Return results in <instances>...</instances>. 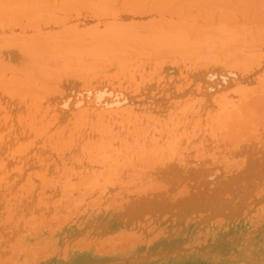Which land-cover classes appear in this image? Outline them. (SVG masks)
I'll list each match as a JSON object with an SVG mask.
<instances>
[{
  "label": "rangeland",
  "instance_id": "1",
  "mask_svg": "<svg viewBox=\"0 0 264 264\" xmlns=\"http://www.w3.org/2000/svg\"><path fill=\"white\" fill-rule=\"evenodd\" d=\"M54 1H30L53 18L37 38L32 8L0 0L1 141L45 132L32 158L0 156V264H264V25L107 34L100 4ZM140 110L151 140L128 150L117 123ZM73 125L86 162L60 175L48 136Z\"/></svg>",
  "mask_w": 264,
  "mask_h": 264
},
{
  "label": "bare ground",
  "instance_id": "2",
  "mask_svg": "<svg viewBox=\"0 0 264 264\" xmlns=\"http://www.w3.org/2000/svg\"><path fill=\"white\" fill-rule=\"evenodd\" d=\"M30 1L31 0H8V2H7L8 4H7L6 7L9 10V13L12 12L11 10H13V11L17 10L18 11V10L25 9V10H22V13H23V11H29L30 8H32V10H33V16L35 17L34 20H32L33 21L32 22V24H33V27L32 28H34L33 30L36 32V34H37L36 37L38 38L39 36H41V33H43L45 31V25L48 22L49 23L51 22V21H48V20L53 19L51 17L52 16L51 15V8L48 5L46 7L42 6V4L39 5V2L40 1L37 4H35L34 2H30ZM76 1L77 0H62V2L61 1L60 2L63 4V7H64V5L65 6L66 5L68 6L70 4H74L75 5V2ZM78 1H80V3H81L82 0H78ZM91 1H93V2L98 3V4L101 5V12H100L101 14L100 13L99 14L101 15V17H102V19L104 21V30L107 32V34H111V33H119V34L120 33H126L127 31H125L124 29H122V26L126 25V26H130L131 27V26H134L135 24H139V25L145 24V25H147V28H151V29L157 30V31L171 32V33L178 32V31H182L184 33L185 32L187 33V32L199 31V29L203 28L204 26L205 27L203 28V30H205L206 28H209L210 30H216L217 29V31H219L218 30L219 27H216V25H214V23H217L218 24V22H214V21L220 20L219 24H221L223 26L225 24H230L231 23V25L229 26V30H230V33L229 34H231V35H228L227 37L228 38H235V36H237L238 34L243 35L242 33H239V31L241 32V29L240 28H237L238 26L237 27H232V26H236V24L238 22H241L240 20L237 21V22L236 21H233L234 19L236 20V18H238L240 15L244 19L247 18L246 20H249V22L251 24H253V25H256V26H261V25L263 26L264 25V0H91ZM46 2H48V1H46ZM46 2H44V4ZM53 2H55V1L53 0ZM60 2H59V4H61ZM117 2H120L121 8H122V10H120V11L117 12V14L119 13L118 16L116 14H114V12H115L114 6H115V4ZM32 3H34V4H32ZM80 3H79V5H80ZM31 4H32V6H31ZM54 4H52V6ZM62 4H61V7H62ZM0 6H2V5H0ZM56 6H60V5H56ZM4 7H5V5L3 4V8ZM63 7H62V9H63ZM7 9H6V11H7ZM76 11H78V10H76ZM79 11H80V9H79ZM133 12H137V14H134ZM9 13L7 11V14L8 15H9ZM95 13H97V12H95ZM7 14L5 16H7ZM123 14H128L129 17H124ZM145 14H147V23H145L144 20H143V18H144L143 16ZM78 15H79V12H78ZM83 15H84V13H83ZM121 17L124 18V19L130 18V19H128V20H130V24L127 25L126 22H128V20L120 19ZM54 18H57V17H54ZM72 19H73V17H72ZM93 19L95 20V18H93ZM240 19H242V18L240 17ZM244 19H242V20H244ZM66 21H68V20H66ZM100 21H101V19H100ZM58 22H59V20H58ZM122 22H124V25H123ZM55 23H56V21H55ZM245 24H247V23L245 22ZM253 25H251V26H253ZM26 27H27V24H26L25 28ZM260 28H262V27H260ZM256 29H258V28H256ZM18 31H19V29H18ZM214 32H216V31H214ZM252 32H253V30H252ZM227 33H228V31H227ZM257 33H258V31H257ZM224 34H222V35H224ZM249 34H250V32H248V35ZM238 42H239V40L237 41V43L235 42V45L236 44L238 45ZM231 43H232V41H230V45H231ZM232 46H234L233 43H232ZM246 47H248V46L246 45ZM217 48H218V46H217ZM222 48H224V47H222ZM176 50H177L178 54H183V53L185 54L187 52V51H185V50H183L181 48H177ZM174 52H175V50H174ZM234 55H236V54H234ZM163 57H166V48L163 49V50H161L156 55V57L154 55V59H156V60H159L160 58H163ZM215 57H217V56H215ZM240 57H241V55L239 56V58ZM230 59H232V58H230ZM4 77H5V75H4ZM15 79H17V78H15ZM182 95H183V93H182ZM137 99H139V98H137ZM260 100H261V98H260ZM38 102L39 101H37V104H39ZM35 106H36V104H35ZM142 112L143 111L140 110L136 114H134L135 116L134 115H130L125 120H122L121 122L119 121V123H117L120 127H119V130H118L117 134H116L115 142L116 141H119L122 145L127 144L126 146H127V149L128 150H134V149H136L138 147L141 148V146L139 144H136V147H133V145L135 144L133 142V140L134 141L137 140V139L138 140H142V141H148V140L150 141L151 140V138H148L147 136L141 135V132L142 131L141 130H138L140 128H143V129L146 130V128H145L146 126H140L142 123L139 122V121H142L141 119H143L141 117V113ZM94 124H95V122H94ZM82 125H84V124H82ZM150 128L152 129V131L154 130V128H157V124L155 123V121H153V124L151 125ZM79 129L80 128H78L77 125H73L70 128V133L68 134V136L66 135V139L63 136H61V135L59 137L54 136L53 133H51L52 134L51 136H50V134L48 136V137L51 138L49 140H52L51 143H50V146H51V149H52V156L54 155V153L56 151H59V153H56L57 158H58L57 167L56 168L59 169V171H58L59 173L58 174H60V175H71L72 173H76L75 170H77L81 165H83L86 162V159L84 158L85 157L84 156V150L81 151L79 149V147H78V145L81 144L82 142H73V139L76 138L75 136H76L77 132L79 131ZM32 130L33 131H31L28 134L27 138L24 139V141H16L13 144L10 141H7V142L1 141L2 140V136H1V132H0V145H1V147H0V156L3 157V154H4L6 157H13L14 159H22L25 155L26 156H30L31 155L27 159L32 158L34 156V154H32L30 152L27 153L26 151H27L28 148H30V146L32 144L30 141H33L35 143H38V140L36 139V136H35V140L30 139L31 134L33 132H35L36 135H37V137H40V136L44 135V133H45V132H41L40 130L38 132V129L37 128H33ZM110 131L108 133H105V134L106 135L108 134L109 135V138L114 137L115 134L114 133H110ZM97 135L98 136L95 137V139L92 140L91 142H89L88 144H91V143L99 144L100 143L99 140L100 139L102 140L103 137H101L102 136V133H100V131L97 133ZM42 142H44V140H42ZM42 142H40V143H42ZM131 142H133L132 145L130 144ZM40 143H38V144H40ZM143 144H145V143H143ZM114 148H116V147H114ZM2 149L5 152H3ZM96 149L97 148H93L92 150H95L96 151ZM147 149H148V146H147ZM95 151H91V152H95ZM99 152L100 153H96V154H98L97 155L98 158H103V157L109 156V155L105 154L104 151H99ZM119 153H120V151H119ZM134 153H136V154H134ZM93 154H91L89 156L95 157L96 155L95 154L93 155ZM129 155L134 156L135 159H136V157L141 158V156L144 155V152H142V149H139V150H136V151H132V153H129ZM2 157H1V159H2ZM240 159H241V157L238 159V161ZM130 161H131V159H130ZM194 162H196V161H194ZM119 163H121V162H119ZM160 167H161V165H160ZM208 169H210V168H208ZM173 177H171V178H173ZM119 179H121V178H119ZM160 179H161V177H160ZM113 180H114V178H113ZM123 180H126V179H123ZM135 180H136V178H135ZM123 182H121V183H123ZM53 184H55V183H53ZM68 184H69V182H68ZM97 184L100 186V183H97ZM29 187L31 188V190L36 189L35 188L36 185L34 184V182H33L32 179H29L28 182L26 183V188H29ZM69 187L72 188L71 183H70ZM94 187H96V185L93 186V187H91V188H94ZM141 190L142 189H140V191ZM116 191H117V193H119L118 190H116ZM110 192H111V190H110ZM70 194H71V192H70ZM131 194H133V193H131ZM127 196H128V194H127ZM132 197H134V196H132ZM107 199H108V197H107ZM91 200H92V198H91ZM41 205H43V204H41ZM30 209H31V207H30ZM6 235H8V234H6Z\"/></svg>",
  "mask_w": 264,
  "mask_h": 264
}]
</instances>
